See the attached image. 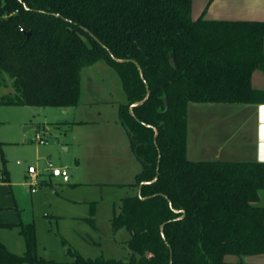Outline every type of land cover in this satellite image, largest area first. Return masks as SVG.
<instances>
[{"label":"trees","instance_id":"obj_1","mask_svg":"<svg viewBox=\"0 0 264 264\" xmlns=\"http://www.w3.org/2000/svg\"><path fill=\"white\" fill-rule=\"evenodd\" d=\"M192 9L193 0H0V86L13 87L0 103L76 106L83 69L99 60L117 71L127 96L119 120L142 163L130 185L146 183L110 221L113 232H130L131 255L91 258L69 248L72 264H256L242 257L264 254V162L188 156L191 102L264 103L252 84L264 69V21L194 19ZM0 172L9 180L3 155ZM14 225L26 249L0 241V264L55 262L38 254L34 223H0Z\"/></svg>","mask_w":264,"mask_h":264},{"label":"rangeland","instance_id":"obj_2","mask_svg":"<svg viewBox=\"0 0 264 264\" xmlns=\"http://www.w3.org/2000/svg\"><path fill=\"white\" fill-rule=\"evenodd\" d=\"M196 10L194 3L193 18ZM12 92V86H0V96ZM126 102L120 75L105 60H99L83 69L76 106L0 103V167L3 155L9 176L8 182L2 180L0 172V183L7 182V193L15 196L17 216L20 211L24 223H34L38 254L55 261L46 264H72L69 248L84 257L130 258L126 246L130 232L126 228L113 232L110 221L113 207L120 208L123 197L139 193V187L114 183L135 182L142 169L119 120V106ZM189 106L195 149L210 152L191 159L257 160L251 144L257 131L255 104L191 102ZM75 119L84 122L70 124ZM43 125L47 143L36 139V129ZM235 130L238 133L231 144L241 146L238 153L216 156L215 144L230 138ZM49 163L61 169L60 176L49 177ZM29 166L47 173V182L35 185V193L26 184ZM57 213L62 217L55 216ZM91 217H95L96 226L89 221ZM0 240L16 253L26 249L18 225L0 226ZM255 258L242 257L249 262Z\"/></svg>","mask_w":264,"mask_h":264},{"label":"crops","instance_id":"obj_3","mask_svg":"<svg viewBox=\"0 0 264 264\" xmlns=\"http://www.w3.org/2000/svg\"><path fill=\"white\" fill-rule=\"evenodd\" d=\"M194 3H195V7H197V10H196L197 13L196 14L198 17L203 12H205V17L208 19L263 20L264 21V0H193V5H194ZM197 16L194 19H196ZM252 84L255 88L264 90V69L258 68L255 70V72L253 73V77H252ZM259 106H260V104L256 105V111H255V115L257 117L256 138L254 139V141L251 142V144L253 145L254 156L257 160H258V156H259V138H258ZM191 120H192V118H191ZM191 120H190V111H189L188 112V156L191 158V156L192 157L203 156L205 154L210 153V152H208V150H205V149L204 150L200 149L198 151L195 149L196 145L193 141L196 140V138L193 137V139H192V128L193 127L190 124ZM79 121H82V123L84 122V120H76L75 119V120H72V122H70V124H73L75 126L80 125V123H76ZM194 123H195V121H192V124H194ZM41 127L43 129H45L44 125L40 126L38 129H40ZM38 129H36V132ZM45 132H46V129H45ZM237 133L238 132L235 130L230 135V138L227 137L226 139H222L218 143H216L215 144L216 145V152L214 154H216V156H220V155L224 154V156H226V157L234 156L235 154H237L238 153L237 149L241 148V146H238L237 144H233V145L231 144L232 139L235 137V135ZM229 144H231V145H229ZM200 146L201 147H199V148H202V145H200ZM130 148H131V144H130ZM131 150H132V148H131ZM140 163H141V161H140ZM141 165H142V163H141ZM37 170H39V173H40L39 183L40 182L46 183L47 182V173L45 172V170H43V169L41 170L39 168H37ZM47 172L49 174V177L53 176L50 171L47 170ZM29 177H30V175H29V172L27 170L25 173L27 187L29 188V190L32 193H35L38 190L36 189V191H32V187H35V185L33 186V185L29 184ZM54 177H56V176H54ZM1 178L3 180L2 175H1ZM8 181L9 180H7V182ZM7 182L0 183V223H17L21 219V217H20L21 215L19 216V214H18V216H17V213L15 212V210H13L14 208L15 209L18 208L17 207L18 206L17 200H16L15 196L7 193V187H8ZM114 183L119 184V185H127V184H130L133 182L120 181V182H114ZM258 203L260 205L264 206V189L261 190V192H260V199H259ZM4 208L7 209V211H5ZM114 208H115V206L113 207V212H114ZM94 209L95 208L93 205L92 210L94 211ZM112 215H113V213H112ZM55 216L62 217V215L59 213H57V215H55ZM92 218L95 219V217H92ZM0 241L5 243L3 240H0ZM255 256H256V258L253 262H255L256 264H264V254L255 255Z\"/></svg>","mask_w":264,"mask_h":264},{"label":"water","instance_id":"obj_4","mask_svg":"<svg viewBox=\"0 0 264 264\" xmlns=\"http://www.w3.org/2000/svg\"><path fill=\"white\" fill-rule=\"evenodd\" d=\"M86 31H88L87 28H84ZM91 33V32H90ZM91 35H93L91 33ZM95 37V35H93ZM97 39V37H95ZM99 40V39H98ZM102 43V42H101ZM103 46H105L102 43ZM106 47V46H105ZM115 58V57H114ZM170 62L171 64L176 67L175 61L173 59V57L170 58ZM135 63L138 66V69L140 70L141 76L143 77V72H142V67L141 65L135 61ZM150 94V89L149 86L147 85V96L146 99L149 97ZM165 100L167 101V99L165 98ZM144 101H140V102H136V103H132L131 104V112L133 113V108L137 105L142 104ZM134 114V113H133ZM156 129V128H155ZM157 129H156V136H157ZM258 138H259V156H258V161H263L264 162V103L260 104L259 106V131H258ZM156 179V178H155ZM146 183L145 181L141 182L140 186H139V194L141 193V186Z\"/></svg>","mask_w":264,"mask_h":264},{"label":"built area","instance_id":"obj_5","mask_svg":"<svg viewBox=\"0 0 264 264\" xmlns=\"http://www.w3.org/2000/svg\"><path fill=\"white\" fill-rule=\"evenodd\" d=\"M46 132L45 129H38L36 132V139L40 142V143H47V139H46ZM48 171L51 172V174L53 176H59L61 175L62 171L60 168H53L51 163H49V168ZM28 172H29V184L30 185H37L39 183V170H37V168L35 166H29L28 168ZM32 191H36V187H32Z\"/></svg>","mask_w":264,"mask_h":264}]
</instances>
